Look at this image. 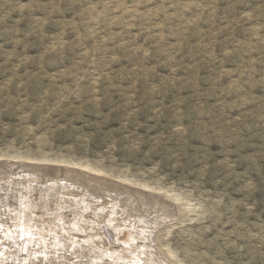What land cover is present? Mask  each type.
Masks as SVG:
<instances>
[{
	"label": "rangeland",
	"instance_id": "374dc122",
	"mask_svg": "<svg viewBox=\"0 0 264 264\" xmlns=\"http://www.w3.org/2000/svg\"><path fill=\"white\" fill-rule=\"evenodd\" d=\"M0 165V264H264V0H0Z\"/></svg>",
	"mask_w": 264,
	"mask_h": 264
},
{
	"label": "bare ground",
	"instance_id": "6f19581e",
	"mask_svg": "<svg viewBox=\"0 0 264 264\" xmlns=\"http://www.w3.org/2000/svg\"><path fill=\"white\" fill-rule=\"evenodd\" d=\"M2 161V160H1ZM4 161V160H3ZM61 161H67V162H71V163H74V164H78V165H80L81 167H82V169H80V168H75V167H71V166H65V167H62V166H57V165H47V164H44V163H42V164H32V163H29V164H27V163H23V169H24V171H27L28 170V168H29V170L30 169H32L33 171H38V172H43V173H46V175H51L50 177H53V178H60V181H62L61 179H71V180H76L77 179V177H78V179H80V180H93V181H99V179L101 180V182L102 183H105V184H110V186L111 185H114L115 183H117V188H120L121 190H124L125 188H128V189H126L127 191L129 190V188L130 187H127V185L125 186V185H123L122 183H118V182H116V181H113V180H111L110 178H108V176L107 175H102V170L101 169H99V168H94V167H91L89 164H84V163H75V162H72V161H68V160H61ZM60 161V162H61ZM6 162V164L8 163V164H21V162H15V160L14 161H11V160H7V161H5ZM34 163V162H33ZM1 166V165H0ZM22 166V165H21ZM36 174V173H35ZM32 175V174H31ZM12 179V178H11ZM55 180V179H54ZM103 180V181H102ZM125 180H128V181H131V180H129L128 178H125ZM105 181H108V183H106ZM124 182V181H123ZM69 183H70V181H69ZM68 183V184H69ZM127 183V182H126ZM141 185H142V187H147L148 186V184L147 183H140ZM60 185V184H59ZM26 189V188H25ZM68 189V188H67ZM114 190H115V188H114ZM130 191V190H129ZM136 192V190L135 189H132V191L131 192ZM13 192V191H12ZM61 192V191H60ZM130 192V193H131ZM142 192H144V191H142ZM142 192H140L141 194H143ZM150 192V191H149ZM138 193V192H137ZM145 193V192H144ZM129 195V194H128ZM30 196V195H29ZM144 196V195H143ZM134 197V196H133ZM155 197V196H154ZM176 197V196H175ZM12 198V197H11ZM10 198V199H11ZM153 198V197H152ZM156 199V198H155ZM2 200V199H1ZM141 200H143V198L141 199ZM157 200H159V203L161 204V200L160 199H158L157 198ZM24 201V200H23ZM147 201V200H146ZM150 201V200H149ZM153 201V200H152ZM17 202V201H16ZM172 203V202H171ZM149 204V203H148ZM11 206V205H10ZM13 206V205H12ZM17 206V205H16ZM149 206V205H148ZM159 206V205H158ZM24 207V206H23ZM26 207H28V206H26ZM150 207V206H149ZM157 207V206H156ZM160 207V206H159ZM17 208H20V207H17ZM25 208V207H24ZM149 209H151V208H149ZM8 210H10V209H8ZM24 209H22V211H23ZM152 210V209H151ZM159 210V209H158ZM16 211V210H15ZM10 212V211H9ZM17 212H18V210H17ZM88 212V211H87ZM21 213V212H20ZM3 215V214H2ZM7 215H9V213H7ZM29 215V214H28ZM19 216V215H18ZM17 217V216H16ZM24 217V216H23ZM29 217V216H28ZM71 218V217H70ZM112 218V217H111ZM6 219V218H5ZM12 219H14V218H12ZM21 219H23V218H20V220ZM8 221V220H7ZM11 221V220H10ZM19 221V220H18ZM25 221V220H24ZM27 221V220H26ZM110 221V220H109ZM12 222V221H11ZM28 222V221H27ZM27 222H25V224L27 223ZM81 222V221H80ZM113 221H111V223H112ZM7 223V222H6ZM24 223V222H23ZM29 223V222H28ZM32 223V222H31ZM9 224V223H8ZM12 224V223H11ZM6 225V224H5ZM33 225V224H32ZM111 225V224H110ZM116 225H118V224H116ZM17 226V225H16ZM24 226V225H23ZM30 227V226H29ZM33 227V226H32ZM2 228V227H1ZM18 228H21L22 229V224H21V227H18ZM120 228V227H119ZM3 229V228H2ZM21 229H20V231H21ZM26 229H27V226H26ZM108 229V228H107ZM112 229H113V226H112ZM153 229V228H152ZM24 230V229H23ZM1 231V230H0ZM15 231V230H14ZM24 231H26V230H24ZM114 231V230H113ZM117 231H118V229H117ZM109 232V231H108ZM116 233V232H115ZM130 233V232H129ZM3 234H5L4 232H3ZM27 234V233H26ZM29 234H31L30 232H29ZM62 234V233H61ZM122 234H123V232H122ZM11 235V234H10ZM28 235V234H27ZM26 235V236H27ZM123 235H125V234H123ZM28 236H31V235H28ZM120 236H121V234H120ZM110 237V236H109ZM112 237V236H111ZM150 237V236H149ZM140 238V237H139ZM120 239V238H119ZM124 239V238H123ZM122 239V240H123ZM8 240H9V236H8ZM79 240V239H78ZM115 240V239H114ZM118 240V239H117ZM2 241V240H1ZM15 241H19L20 243H21V245H18V244H16L17 246H21V248L22 247H24L23 248V250L24 251H22V254L20 255V256H18V263L19 262H22L21 264H42L44 261H46L47 259L46 258H42V257H40V258H38L37 260H35L37 257L35 256V255H32V254H30L29 252H28V250H26L25 249V247L28 245L27 244V241H29V239H28V237H25V235L23 234V233H21V235L20 236H18V238H17V240H15ZM6 242H8V241H6ZM18 242V243H19ZM108 242V241H107ZM129 242H131V241H129ZM149 242V241H148ZM147 242V243H148ZM58 243V242H57ZM143 243V242H142ZM146 243V242H145ZM150 243V242H149ZM125 244V243H124ZM138 244H139V242H138ZM137 244V245H138ZM123 245V244H122ZM146 245V244H145ZM140 246V245H139ZM147 246V249H148V245H146ZM132 247V246H131ZM152 247V246H151ZM39 248V250H40V247H38ZM113 248H115V247H113ZM117 248V247H116ZM143 248V247H142ZM149 248H150V246H149ZM13 249V248H12ZM20 249V248H19ZM119 249V248H118ZM146 249V250H147ZM151 249H153V248H151ZM107 250V249H106ZM137 250V249H136ZM3 251V250H2ZM9 251V250H8ZM31 251V250H30ZM123 251V250H122ZM149 251V250H148ZM148 251H147V253H148ZM157 251V250H156ZM171 251V250H170ZM7 252V251H6ZM117 251H115V252H111L110 254H107V257L109 258V259H112L114 256H116V253ZM119 252H120V250H119ZM31 253H33V252H31ZM37 254V253H36ZM106 254V253H105ZM56 255V254H55ZM120 255V254H119ZM148 255V254H147ZM146 255V257H147V261H149V263L150 264H154V259L155 258H153V256L152 255H148L147 256ZM154 255V254H153ZM39 256V255H38ZM106 256V255H105ZM131 256H133V255H131ZM3 257V255H1L0 254V258H2ZM43 257H46V256H43ZM4 258V257H3ZM2 258V259H3ZM17 258V257H16ZM115 258V257H114ZM163 258V257H162ZM167 259V258H166ZM120 260V259H119ZM110 261V260H109ZM144 261H146V260H144ZM146 261V262H147ZM164 261H165V258H164ZM128 262V261H127ZM136 262V261H135ZM134 261H133V263H135ZM139 263L141 262L140 260L138 261ZM137 262V263H138ZM165 262H167V261H165ZM129 263V262H128ZM132 263V264H133ZM160 263V262H159ZM163 263V262H162ZM17 264V263H16ZM117 264V263H116ZM124 264H125V262H124ZM146 264H148V263H146Z\"/></svg>",
	"mask_w": 264,
	"mask_h": 264
}]
</instances>
